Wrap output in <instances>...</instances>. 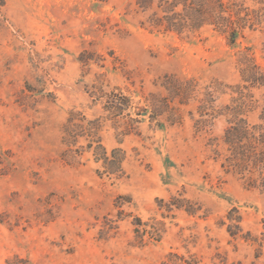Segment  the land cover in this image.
<instances>
[{"label": "rangeland", "instance_id": "rangeland-1", "mask_svg": "<svg viewBox=\"0 0 264 264\" xmlns=\"http://www.w3.org/2000/svg\"><path fill=\"white\" fill-rule=\"evenodd\" d=\"M152 11L0 0V264H264V189L226 171L218 114L264 22L233 46Z\"/></svg>", "mask_w": 264, "mask_h": 264}, {"label": "trees", "instance_id": "trees-1", "mask_svg": "<svg viewBox=\"0 0 264 264\" xmlns=\"http://www.w3.org/2000/svg\"><path fill=\"white\" fill-rule=\"evenodd\" d=\"M134 1L142 11L153 10L148 20L152 29L191 36L209 26L226 34L233 46H237L247 28L254 30L264 22L262 11L251 10L244 2L235 0ZM237 63L241 79L234 85L235 95L224 112L218 113L228 117L223 136L226 145L223 166L227 172L245 179L250 187L264 189V95L262 99L256 95V90L264 89V66L250 47L238 53ZM189 89L196 90L193 85ZM204 94L203 102H209L215 91L207 88ZM256 113L257 120H251ZM106 153L105 159L110 164L114 159L108 158Z\"/></svg>", "mask_w": 264, "mask_h": 264}]
</instances>
